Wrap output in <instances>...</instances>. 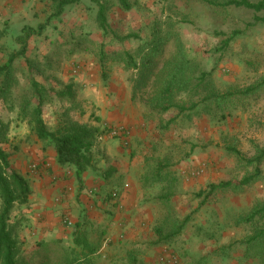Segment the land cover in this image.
I'll return each mask as SVG.
<instances>
[{"label": "rangeland", "instance_id": "obj_1", "mask_svg": "<svg viewBox=\"0 0 264 264\" xmlns=\"http://www.w3.org/2000/svg\"><path fill=\"white\" fill-rule=\"evenodd\" d=\"M131 1L135 2L133 9L116 8L109 21L120 34L133 37L112 41L104 39L95 20L97 7L89 0L71 5L62 16L51 19L52 0H0V63L20 51V36L32 33L26 54L16 59V76L22 87L27 86L33 67L37 70L33 76L50 90L43 105V118L51 131L65 118L94 128V164L101 139L122 138L112 134L117 128L134 135L127 144L120 139L130 148L126 153L129 159L146 163L149 155L164 156L169 151L176 154L172 176L177 182L169 193L171 197L159 200L162 192L151 186L154 192L145 199L146 204L155 205L157 217L150 223L141 245L128 235L132 224L129 216L116 217L121 213L96 209L91 218L84 213L73 227L58 214L56 223L61 227L50 229L49 234L47 229L37 228L43 220L28 210L33 209V175L40 168L30 154L52 146L21 121L18 107L10 110L9 104L0 102V119L10 125L9 139L3 147L12 166L29 180L32 188L29 201L12 212L10 228L19 246V262L85 264L84 250L76 243V238L83 235L92 247L98 248L96 252L106 245L102 254L90 255V264H259L256 260L245 261L241 240L247 229L233 226L230 219L264 201V161L260 166L261 179L240 191L229 188L208 197L199 194L210 192L211 184L239 181L247 172H253L254 166H248L247 161L264 147V22L258 19L263 13L236 6H212L203 0ZM156 23L163 36H172L157 57V86H161L162 71L172 60L179 40L188 57L207 74V86L202 85L191 94L176 95V100L187 107L184 114L175 108L163 115L152 110L150 101L155 87L153 81L148 82L147 88L138 87L139 67L128 68L120 59L114 60L115 55H110L105 70L101 66L98 43L104 44L108 54L131 51L140 66L139 48ZM230 36L233 37L226 45L224 40ZM69 87L73 98L56 95ZM217 92L226 96L228 102L224 108L227 117L220 121L206 113L204 107L206 96ZM110 118L115 122L110 123ZM61 166L72 173L69 179L73 180L72 191L78 194V200L90 167L79 180L72 166ZM70 167L74 172L69 171ZM141 170L144 173L145 166ZM95 215L102 222L93 219ZM116 226L118 233L112 238L110 232ZM162 227L163 234L158 235L157 230ZM43 231L42 236L48 235L42 237ZM172 232L176 235L169 238ZM231 245L229 251H223Z\"/></svg>", "mask_w": 264, "mask_h": 264}, {"label": "trees", "instance_id": "obj_2", "mask_svg": "<svg viewBox=\"0 0 264 264\" xmlns=\"http://www.w3.org/2000/svg\"><path fill=\"white\" fill-rule=\"evenodd\" d=\"M97 7L95 20L99 30L102 31L104 39L111 38L112 41H125L131 39V35L120 34L115 30L109 21L112 10L121 8L129 11L135 7V2L131 0H89ZM207 4L219 7L236 6L252 10L255 13H263L262 17H258L264 22V0L252 2L250 0H226L219 2L217 0H203ZM82 0H52V13L50 19L60 17L66 9L71 5L80 4ZM43 26H40V30ZM32 33L28 32L25 36H20L19 41L22 43L20 51L13 54L4 63H0V102L9 104L10 110L18 107V117L21 121L26 122L39 139L47 141L56 151V160L60 165L72 166L79 180L87 171L92 163V147L96 137V130L88 127L86 124L78 123L71 118H65L62 124L55 130L51 131L43 118V105L47 101L50 90L44 84L33 76L29 77L28 85L21 86L19 78L16 76V59L24 56L28 49V40ZM172 36H163L157 23L152 25L148 40L144 41L140 48L141 62L140 66L134 55L129 50L116 51L108 54L104 51V44L98 43L100 62L103 69H106V63L109 58L115 55L114 60L120 59L127 64L128 68L139 67L140 83L139 88H147L149 81H153L155 90L150 103L152 110L163 115L171 109H177L180 114H184L187 110L184 102H178L176 95L180 92L192 93L202 85L205 87L207 74L200 71L195 61L190 59L184 49L182 42L178 41V46L172 60L162 71L163 81L161 86H157L156 73L158 66L157 57L164 52L169 39ZM233 36L224 40L228 45ZM111 55V56H110ZM30 61L29 63H31ZM164 73V74H163ZM155 78V79H154ZM264 83V80H263ZM157 86V88H156ZM59 98H73L74 94L71 87L68 90L57 91ZM16 96V97H15ZM205 112L215 115L218 121L226 119L225 107L228 105L227 98L218 92L206 96ZM215 105V108H213ZM209 107V108H207ZM215 109V110H214ZM190 117V116H189ZM174 120V119H173ZM170 120L169 122L173 121ZM168 122V125H169ZM9 123H5L0 119V264H20L19 262V246L11 231V218L14 208L23 205L29 201L32 194V188L29 180L16 168H14L9 160V154L3 147L8 142ZM193 146H195L193 144ZM192 152V151H191ZM235 153L240 155L239 151ZM176 154L169 151L164 156L146 157L145 172L142 175V183L144 186H157L159 192H162L158 199H169V193L174 191L176 186V177H173ZM264 161V147L258 148L254 158L247 161V165L254 166L253 172H247L243 179L239 181H228L219 184H211L210 192H202L199 195L208 197L216 191L233 189L240 191L242 187L251 185L261 179L260 166ZM168 195V196H167ZM230 223L233 226L244 227L247 233L241 240L244 247L245 261L256 260L259 264H264V201L256 202L252 207L239 212L232 216ZM79 227L75 229L79 234ZM164 228L157 230L158 235L163 234ZM176 235L172 232L168 237ZM76 238V243L82 246L84 252L85 264L92 263L90 255L96 253L97 247H92L83 235ZM233 245V244H232ZM224 247L223 251H229L232 248ZM234 246V245H233ZM72 262H69V264ZM73 264V263H72ZM81 264V263H78Z\"/></svg>", "mask_w": 264, "mask_h": 264}, {"label": "crops", "instance_id": "obj_3", "mask_svg": "<svg viewBox=\"0 0 264 264\" xmlns=\"http://www.w3.org/2000/svg\"><path fill=\"white\" fill-rule=\"evenodd\" d=\"M109 121L115 122L114 118H110ZM144 133H147L146 130ZM133 136L120 139L127 144L129 138L131 141ZM120 139L104 137L96 146V164L92 162L83 178L84 187L78 196L79 201L76 198L78 194L72 191L73 180L69 179L72 178L69 175L72 173L66 172L67 168L58 164L55 149L48 147L46 150L40 148L32 151L30 156L34 155L40 168L39 173L33 175L34 192L30 200L33 209L28 211H33L43 220L36 225L39 230L47 229V233L50 234V229L55 230L56 226L61 227L59 223H56L58 214L72 220L74 226L84 213L90 214L91 218L93 210L96 209L101 212L109 211L111 214L121 213L116 217L129 216L128 220L132 224L128 226V235L138 240V245L143 243L150 223L157 217L155 205L151 206L145 202L149 192L154 191L142 183L143 173L140 172L145 163L138 158L129 159L126 153H129L130 148H126ZM148 154L150 152L145 156ZM69 169L70 172L73 171L72 167ZM116 191L118 195L114 197L113 193ZM96 218L102 222L99 216L93 217V219ZM118 229V226L112 229L113 231L110 232L112 238L118 233L116 232ZM43 233L44 231L40 235L42 236ZM47 233L44 235H48ZM105 249L104 244L94 256L102 254Z\"/></svg>", "mask_w": 264, "mask_h": 264}, {"label": "built area", "instance_id": "obj_4", "mask_svg": "<svg viewBox=\"0 0 264 264\" xmlns=\"http://www.w3.org/2000/svg\"><path fill=\"white\" fill-rule=\"evenodd\" d=\"M112 134L115 135V136H120V137H122L124 139H126V137L129 136V132L125 128H117V129L112 131ZM117 195H118L117 191L113 193L114 197H117ZM64 223L69 225V226H72L73 221L70 220V219H65Z\"/></svg>", "mask_w": 264, "mask_h": 264}]
</instances>
